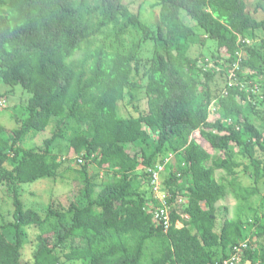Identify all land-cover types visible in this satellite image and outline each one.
I'll list each match as a JSON object with an SVG mask.
<instances>
[{
	"label": "trees",
	"instance_id": "16d2710c",
	"mask_svg": "<svg viewBox=\"0 0 264 264\" xmlns=\"http://www.w3.org/2000/svg\"><path fill=\"white\" fill-rule=\"evenodd\" d=\"M147 3L0 0V105L14 97L22 110L14 126L0 123L11 202L0 211V264H264V18L244 0H154L153 25ZM156 164L164 205L147 172ZM62 168L78 170V195L25 207L22 185ZM227 189L236 212L216 230ZM164 206L167 230L154 219ZM48 216L57 223L39 231Z\"/></svg>",
	"mask_w": 264,
	"mask_h": 264
},
{
	"label": "rangeland",
	"instance_id": "374dc122",
	"mask_svg": "<svg viewBox=\"0 0 264 264\" xmlns=\"http://www.w3.org/2000/svg\"><path fill=\"white\" fill-rule=\"evenodd\" d=\"M148 3L147 5H149V8L146 11V16H148L149 20L151 21L150 23L153 25H156V21H157V14H158V10L156 7H151V5L153 4L154 0H147ZM246 5H247V11L254 15L256 19H262L264 18V11L262 10V6H257V3H260V0H244ZM197 32H200L202 34V30L197 28L196 29ZM131 37V33H129L127 35V38ZM97 43H102V37L99 36L97 38ZM209 45V44H208ZM204 49H206L204 47ZM213 49V48H211ZM192 52L197 54L198 52H200V50H202V48H200L199 45H195V47L192 48ZM207 50V49H206ZM8 87L1 82L0 80V92L3 93L5 92V90H7ZM15 90H20L19 87H15ZM19 95V91L18 93H16V95ZM17 95V97H18ZM16 97V98H17ZM22 97V96H21ZM25 97H28V94L25 93ZM14 98V97H13ZM12 97L11 99H9V101L7 102V106L3 107V105H0V123H2V125L4 124L7 127H12L14 126V119L11 117L14 114H20L22 113V110L19 109L16 110V106L18 105L17 100H14ZM12 101V102H11ZM21 115V114H20ZM216 118H218L217 114L212 113L210 115V118L212 121H214ZM49 136L48 131L45 132H41L39 134H36L34 136H30L29 138H27L23 143V147L24 148H31L34 146H39L42 144L43 140L45 138H47ZM191 138H193L194 140H196L198 143L202 144V146H206V148L209 150V152L211 153V149L208 147V144L202 140L199 131H196L192 134ZM59 141V140H57ZM63 142L59 145L58 142H56V144H54V146L52 148L53 149V155L58 154L59 155V161L62 160V157L65 156V147L63 146ZM60 152L57 153L56 152ZM213 154V153H212ZM71 166L74 167V165L72 164ZM63 169V168H62ZM61 169V170H62ZM77 170V169H76ZM164 172L160 175V178L163 177ZM80 174L77 171H65L64 169L62 170V172H60V175L57 177H50V178H43L40 179L32 184H28V185H22V188L19 189L18 193L20 194V199L23 203V205L25 207L28 208H33L37 211L40 210V208L44 207V205L48 204L52 199H56L58 198L60 201L64 200V194H67L70 192L69 196H71L72 198L77 194L78 190L81 189L82 187V183L80 181ZM105 173L103 172L100 176H98V180L100 181V179H104L105 178ZM217 178H220L223 176L222 172H217L216 173ZM226 176V180L230 181L233 180L232 176ZM240 177H243V173H239ZM251 180L248 179L247 177H243V187L246 186H250L251 184ZM183 184V183H181ZM165 188V187H164ZM164 190V189H163ZM228 193L225 195V197L218 201L215 204L216 207V211H217V222H216V230H218L221 226L222 221H224L225 219H230L235 215V208L237 206V201L236 199L233 197V195L230 193L229 189ZM98 191V190H96ZM165 191V190H164ZM8 194V190H7V185L4 183H0V211H2L3 214L7 215V212L9 209H11V202L7 196ZM77 200V198H76ZM82 199H79V202ZM56 220L52 217V216H48L46 219V223L43 224L42 227H40L39 231H42V228L44 230L48 229L49 224H56ZM77 244V243H76ZM72 246H75V243L71 242V240H69L64 248L65 249H70ZM31 259V247L27 246L24 251H23V260L24 261H29ZM64 261V259H63ZM66 264H73L71 262H67Z\"/></svg>",
	"mask_w": 264,
	"mask_h": 264
},
{
	"label": "built area",
	"instance_id": "2783aa9c",
	"mask_svg": "<svg viewBox=\"0 0 264 264\" xmlns=\"http://www.w3.org/2000/svg\"><path fill=\"white\" fill-rule=\"evenodd\" d=\"M241 42H244L241 40ZM238 69V62L232 66L230 69V74L229 77L232 78L234 77L235 71ZM169 161V158L165 159V163ZM78 163H82V159L80 158L78 160ZM148 174L150 175V186L153 190V195L155 198H158L164 205L163 200L165 199L167 193L166 191H162L161 189V183H160V175L164 172V166L161 164H156L152 168L147 169ZM154 219L158 224H162L163 229L167 230L168 225H169V213H168V208L163 207L162 209L159 210L158 213H155Z\"/></svg>",
	"mask_w": 264,
	"mask_h": 264
},
{
	"label": "clouds",
	"instance_id": "9594fccd",
	"mask_svg": "<svg viewBox=\"0 0 264 264\" xmlns=\"http://www.w3.org/2000/svg\"><path fill=\"white\" fill-rule=\"evenodd\" d=\"M196 132V131H195ZM194 133V132H193Z\"/></svg>",
	"mask_w": 264,
	"mask_h": 264
}]
</instances>
